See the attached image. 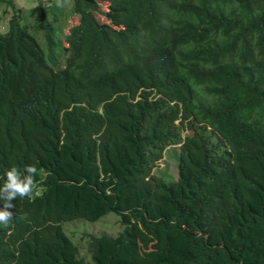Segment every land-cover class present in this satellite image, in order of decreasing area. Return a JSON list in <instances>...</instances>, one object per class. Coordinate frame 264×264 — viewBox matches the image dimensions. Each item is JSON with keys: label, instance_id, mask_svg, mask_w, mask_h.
I'll return each mask as SVG.
<instances>
[{"label": "trees", "instance_id": "16d2710c", "mask_svg": "<svg viewBox=\"0 0 264 264\" xmlns=\"http://www.w3.org/2000/svg\"><path fill=\"white\" fill-rule=\"evenodd\" d=\"M1 5L0 186L35 165L42 192L0 264H264V0ZM110 213L115 236L64 230Z\"/></svg>", "mask_w": 264, "mask_h": 264}, {"label": "rangeland", "instance_id": "374dc122", "mask_svg": "<svg viewBox=\"0 0 264 264\" xmlns=\"http://www.w3.org/2000/svg\"><path fill=\"white\" fill-rule=\"evenodd\" d=\"M13 4L16 8H19L21 10L24 9L30 10L37 5V0H13ZM11 15L12 12L9 9L5 10L4 5L0 6V32H3L6 29L8 20ZM75 24H77V18L73 17L72 15L65 22L63 32L67 34L69 28ZM170 152L171 150L166 151L164 158L159 162L158 167L156 169L159 173L160 172L162 173L165 171L166 167L168 166L169 167L168 173L171 175L172 178H176L177 161L176 159L172 160L170 158L169 155ZM118 219L119 218L117 217L116 214L110 213L95 223L86 222L82 220L74 221L72 223H66L64 225V230L66 227L67 234L69 232H75V236L72 237L74 243H77L79 241V239L81 238L80 234L83 233L92 234L95 236H101V235L115 236L121 230V226L119 224Z\"/></svg>", "mask_w": 264, "mask_h": 264}, {"label": "clouds", "instance_id": "9594fccd", "mask_svg": "<svg viewBox=\"0 0 264 264\" xmlns=\"http://www.w3.org/2000/svg\"><path fill=\"white\" fill-rule=\"evenodd\" d=\"M101 10L103 13L109 14V3H102ZM100 16L101 15L97 16V18L104 20V17ZM40 174L41 173L35 165H28L23 171L13 166L6 171L3 178L4 182L2 186H0V200L4 202V209L0 210V224L7 225L12 219L13 212L8 211V209L15 207L12 203L13 200H16L18 197L21 199L27 198L33 200L41 195L42 188L39 186V182L36 179Z\"/></svg>", "mask_w": 264, "mask_h": 264}]
</instances>
